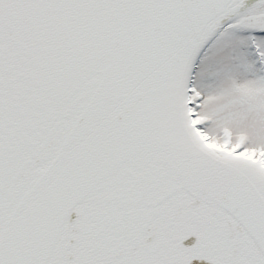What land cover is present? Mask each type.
<instances>
[{"label": "snow or ice", "instance_id": "6c2138e0", "mask_svg": "<svg viewBox=\"0 0 264 264\" xmlns=\"http://www.w3.org/2000/svg\"><path fill=\"white\" fill-rule=\"evenodd\" d=\"M0 264H264V0H0Z\"/></svg>", "mask_w": 264, "mask_h": 264}]
</instances>
